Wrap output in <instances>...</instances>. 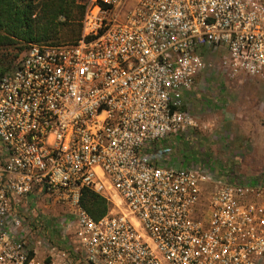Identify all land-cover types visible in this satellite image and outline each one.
<instances>
[{
  "label": "built area",
  "instance_id": "2783aa9c",
  "mask_svg": "<svg viewBox=\"0 0 264 264\" xmlns=\"http://www.w3.org/2000/svg\"><path fill=\"white\" fill-rule=\"evenodd\" d=\"M76 4L78 40L30 44L0 77V264H264V184L151 155L194 126L188 101L213 64L264 88V0Z\"/></svg>",
  "mask_w": 264,
  "mask_h": 264
},
{
  "label": "rangeland",
  "instance_id": "374dc122",
  "mask_svg": "<svg viewBox=\"0 0 264 264\" xmlns=\"http://www.w3.org/2000/svg\"><path fill=\"white\" fill-rule=\"evenodd\" d=\"M77 16V20L62 25L54 42L72 43L79 37L82 18ZM24 51L0 47L4 72ZM202 77L188 101L194 126L157 143L152 157L227 182L264 184V88L251 78L228 79L216 63ZM41 210L40 222L48 224L52 233L54 208L45 205Z\"/></svg>",
  "mask_w": 264,
  "mask_h": 264
},
{
  "label": "trees",
  "instance_id": "16d2710c",
  "mask_svg": "<svg viewBox=\"0 0 264 264\" xmlns=\"http://www.w3.org/2000/svg\"><path fill=\"white\" fill-rule=\"evenodd\" d=\"M78 14L82 18L83 8L75 0H0V47L26 50L30 44H60L54 41L62 25L77 20ZM4 62L0 59V77L6 73ZM80 205L94 220L109 208L104 198L88 190H82Z\"/></svg>",
  "mask_w": 264,
  "mask_h": 264
},
{
  "label": "crops",
  "instance_id": "0c3cea01",
  "mask_svg": "<svg viewBox=\"0 0 264 264\" xmlns=\"http://www.w3.org/2000/svg\"><path fill=\"white\" fill-rule=\"evenodd\" d=\"M201 79H204V78L202 77ZM194 91H195V90H194ZM194 93H195V92H194ZM192 94H193V93H192ZM51 235H52V240H53L54 242H56V244H57L58 246H64V245L68 242V241H66L67 239H66L65 237H60V236L58 235V233L52 232ZM44 253H45V251H43L42 249H39V250H38V255H39L40 257L44 256Z\"/></svg>",
  "mask_w": 264,
  "mask_h": 264
}]
</instances>
